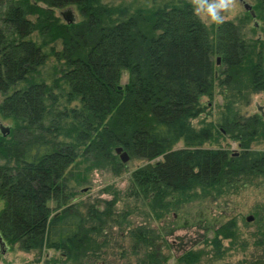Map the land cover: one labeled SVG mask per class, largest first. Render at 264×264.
<instances>
[{"label":"trees","instance_id":"obj_1","mask_svg":"<svg viewBox=\"0 0 264 264\" xmlns=\"http://www.w3.org/2000/svg\"><path fill=\"white\" fill-rule=\"evenodd\" d=\"M254 2L259 18L264 0ZM66 6L75 7L79 19L67 23L55 15ZM56 41L62 47L51 46L50 53L61 66L55 69L60 76L48 84L40 76L48 57L43 47ZM213 56L223 65L218 84L233 98L223 106L221 128L212 122L195 128L192 120L205 111L201 97L214 93ZM122 71L128 80L118 89ZM60 82L67 103L78 105L58 106L53 89L61 88ZM262 90L264 40L246 42L230 21L208 28L189 0H0V115L12 122L8 134L0 133L2 238L25 251H58L62 264H84L104 254L118 235L128 238L130 252L145 254L140 264H164L162 244L174 226L164 237L153 221L199 198L259 177L264 181V151L249 149L264 138V121L257 115L244 119L235 109L238 100ZM214 128L226 131L243 150L231 155L224 148L202 147L214 138ZM180 140L185 147L173 149ZM116 146L129 159L147 163L131 172L122 194L113 193L102 205L84 203L81 210L80 203H71L69 169L77 167L72 179L82 185L94 169L120 175L125 163ZM135 214L142 220L134 223ZM256 223L251 237L258 252L246 264H264V218ZM114 226L120 229L115 235ZM239 234L230 219L211 237L203 235V247L189 248L176 261L220 260L247 245Z\"/></svg>","mask_w":264,"mask_h":264},{"label":"rangeland","instance_id":"obj_2","mask_svg":"<svg viewBox=\"0 0 264 264\" xmlns=\"http://www.w3.org/2000/svg\"><path fill=\"white\" fill-rule=\"evenodd\" d=\"M102 1L110 3L120 2V0ZM189 1L191 2V0ZM244 1L251 5L252 13H254V10L252 9V6L255 4L254 0ZM70 7L71 6H66L61 9H56L55 15L63 20L59 12ZM72 10L75 18L79 19V14L75 7H72ZM255 12L258 13L257 10ZM259 13H261L259 18H252L250 16V10H245L242 4L238 0H235L234 5L229 10L222 12L221 15L223 16V22L230 21L234 23L239 28L242 38L246 42H249L250 40L252 41L257 38L264 40V10L259 11ZM198 16L208 28L217 27L218 24L211 22L203 13ZM32 39L36 42L40 41V37H38L36 33L32 35ZM51 46L55 50H60L62 45L60 41H56L55 43L43 47V50L48 53V57L45 64L40 67V76L44 78L48 84L52 83L55 77L60 76V71L55 69L61 68L54 55L50 53ZM215 60L216 57L213 56L215 69L214 93L212 98L207 96L201 97L200 102L205 107V111L200 117L192 120V124L195 128L201 127L209 122H212L216 128L220 127L217 125L220 121L223 106L226 101L233 98L230 91L224 93L223 91H225V89L218 84V76L223 69V65L220 61L219 65L215 66ZM127 80V71H122L119 85L122 86ZM60 85L61 88L53 89V92L57 95L58 106L62 107L68 105V107H71L78 105L77 100L67 103L65 97V85L62 82H60ZM1 97L0 94V100ZM235 109L244 119L257 115L262 118L260 120L264 121V116H261V113L264 112V90L249 93L247 95V100H238L237 103H235ZM0 124L3 126H9L10 128L12 122L10 119L3 118L0 115ZM214 133V138L210 141L204 142L202 147L224 148L231 155L239 154L243 150L240 142L231 139L226 131L223 130L220 134L214 128ZM184 147V142L180 140L174 145L173 149ZM249 149L257 150L259 152L264 151V138L258 141H253ZM161 159L162 157H159L150 161V163H154ZM145 163H147V161L143 159L130 157L125 163L123 172L120 175H114L107 169H94L89 172L88 183L84 185H82V183L77 184L72 179L76 178L75 173L77 167L70 168L67 173L70 180L67 184L75 192L74 197L71 198V203L77 204L78 206L80 203L81 210L84 209L82 205L84 203H97L102 205L101 200L111 199L113 196L112 194L117 191L118 193L124 192L130 183L131 172ZM81 167L82 166H80V168ZM105 188H109L110 190L107 191ZM49 205L55 206V203L49 201ZM122 205L123 203L121 201L117 203L118 207H121ZM2 206L3 203L0 201V209ZM250 215L253 216V219L248 222L246 221V217ZM141 217L142 216L138 214L130 216L134 223L142 220ZM261 217L264 218V181L259 177L258 179L251 180L245 185L239 184L236 189H229L228 192L221 195L213 194L207 198H199L180 209L170 211L161 222L153 221V223L159 224V227L163 230L161 234H163L164 237L167 234L168 226H174L172 234L165 238L167 244H162L164 246L161 250V254L168 256V259L164 264H178L176 261L177 257H180L183 252L189 248L198 249L204 246V243L202 242L203 235L206 234L207 237H211L213 235V229H216L220 224H223L230 219H234L240 230L239 241H244L247 245L243 248L240 245L236 246L233 250L228 251L220 260L210 262L205 257L198 264H246L249 261L254 260L257 256L256 254L258 251L254 246V238L251 237V233L257 226L256 221L259 220L260 222ZM154 227H156V225H154ZM205 227H208V230H204ZM118 229V226H114V235ZM116 242L123 243L124 248H120L119 244H116ZM156 243L160 245L162 241L157 240ZM228 243V240L223 241L225 246H227ZM128 244V238L121 239L116 235V237H114V243L104 249V254L92 257L90 263L85 262L84 264H140L139 260H142L145 257V254H133L130 252ZM123 251L126 252L124 256L120 254V252ZM52 260H56L60 264L64 261L60 252L53 249L25 251L20 249L17 244L11 246L8 245L7 251L0 254V264H47ZM244 261H246V263H244Z\"/></svg>","mask_w":264,"mask_h":264},{"label":"water","instance_id":"obj_3","mask_svg":"<svg viewBox=\"0 0 264 264\" xmlns=\"http://www.w3.org/2000/svg\"><path fill=\"white\" fill-rule=\"evenodd\" d=\"M238 1L242 4V6L245 10H250L251 15L254 18L255 15H254V13H252L251 5L246 3L244 0H238ZM59 14L63 18V20L67 23H72L76 20L74 13H73V10H72V7L67 8L64 11H60ZM219 63H220V57L217 56L216 57V65H219ZM121 88H122V86L118 85V89H121ZM9 131H10L9 126H3L0 124V133L2 135L8 134ZM114 152H115V154H117L119 156L121 162L126 163L129 160L128 152L126 150H124L121 146H116L114 148ZM252 219H253V216H251V215L246 217V221H248V222L251 221ZM7 249H8V246L0 234V254L5 253L7 251Z\"/></svg>","mask_w":264,"mask_h":264},{"label":"clouds","instance_id":"obj_4","mask_svg":"<svg viewBox=\"0 0 264 264\" xmlns=\"http://www.w3.org/2000/svg\"><path fill=\"white\" fill-rule=\"evenodd\" d=\"M197 15L203 13L211 22L220 24L223 22L222 12L229 10L235 0H191Z\"/></svg>","mask_w":264,"mask_h":264}]
</instances>
